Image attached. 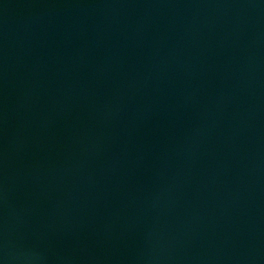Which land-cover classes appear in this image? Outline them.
<instances>
[{
	"label": "water",
	"instance_id": "95a60500",
	"mask_svg": "<svg viewBox=\"0 0 264 264\" xmlns=\"http://www.w3.org/2000/svg\"><path fill=\"white\" fill-rule=\"evenodd\" d=\"M0 264H264V0H0Z\"/></svg>",
	"mask_w": 264,
	"mask_h": 264
}]
</instances>
